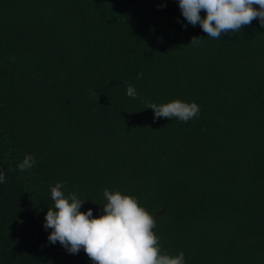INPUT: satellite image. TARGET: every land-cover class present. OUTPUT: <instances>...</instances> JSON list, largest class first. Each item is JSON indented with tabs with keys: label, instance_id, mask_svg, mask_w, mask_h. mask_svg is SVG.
Returning <instances> with one entry per match:
<instances>
[{
	"label": "trees",
	"instance_id": "obj_1",
	"mask_svg": "<svg viewBox=\"0 0 264 264\" xmlns=\"http://www.w3.org/2000/svg\"><path fill=\"white\" fill-rule=\"evenodd\" d=\"M185 24L178 0H0V264H93L47 240L57 182L94 216L136 197L186 264H264V27ZM177 99L196 117L148 108Z\"/></svg>",
	"mask_w": 264,
	"mask_h": 264
},
{
	"label": "clouds",
	"instance_id": "obj_2",
	"mask_svg": "<svg viewBox=\"0 0 264 264\" xmlns=\"http://www.w3.org/2000/svg\"><path fill=\"white\" fill-rule=\"evenodd\" d=\"M178 6L187 22L185 27L199 24L212 39L241 30L254 19L264 27V0H178ZM202 10L205 16H201ZM198 40L201 38H193L191 43ZM141 76L138 74L137 79ZM126 95L137 98L133 85H128ZM148 108L154 111V118L175 117L183 122L199 113L196 102L179 99L150 104ZM35 165V157L26 153L18 169L23 172ZM5 180L6 174L0 169V184ZM50 192L54 204L46 212L43 225L45 231L51 230L47 237L50 244L59 242L69 254H78L83 249L93 264H186L183 251L171 255L162 250L153 231L155 220L136 197L106 188L102 214L94 216L92 208L81 211L87 201L76 192L66 195L62 182L52 186Z\"/></svg>",
	"mask_w": 264,
	"mask_h": 264
}]
</instances>
